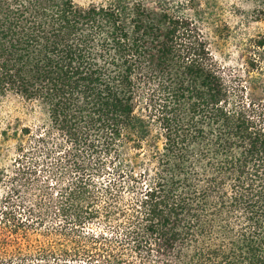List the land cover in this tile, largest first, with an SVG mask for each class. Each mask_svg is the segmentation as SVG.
<instances>
[{
  "label": "trees",
  "instance_id": "obj_1",
  "mask_svg": "<svg viewBox=\"0 0 264 264\" xmlns=\"http://www.w3.org/2000/svg\"><path fill=\"white\" fill-rule=\"evenodd\" d=\"M164 1L0 0V98L48 121L0 169V237L62 222L36 262L264 264V112Z\"/></svg>",
  "mask_w": 264,
  "mask_h": 264
},
{
  "label": "rangeland",
  "instance_id": "obj_2",
  "mask_svg": "<svg viewBox=\"0 0 264 264\" xmlns=\"http://www.w3.org/2000/svg\"><path fill=\"white\" fill-rule=\"evenodd\" d=\"M107 1L109 0H75V3L87 6ZM163 4L171 13L184 14L197 24L208 42L214 62L224 68L223 76L228 80L229 87L236 90V86H241L242 91L239 93L243 95V100L264 112V49L257 47L258 42L264 38V19H260L264 12V0H165ZM47 125V115L39 104L14 95L1 97L0 169H11L19 154L17 147L21 140L25 147L29 145L26 137H20L23 128L35 130ZM2 132H6V138ZM42 176L45 177L46 174ZM61 226L62 222L49 216L39 229L30 230L26 235L2 234L1 254L5 251L11 253L13 246L19 243L24 249H28L24 251L25 256L36 252L39 246L45 248L55 244L52 240L60 239L52 234ZM95 227L94 225L93 228ZM33 255L35 257H25L27 261L18 259L12 264H63L52 258L50 262L45 259L36 262L39 257Z\"/></svg>",
  "mask_w": 264,
  "mask_h": 264
}]
</instances>
